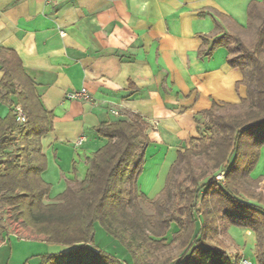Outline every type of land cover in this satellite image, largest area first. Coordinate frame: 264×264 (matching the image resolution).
Returning a JSON list of instances; mask_svg holds the SVG:
<instances>
[{"label":"crops","instance_id":"obj_1","mask_svg":"<svg viewBox=\"0 0 264 264\" xmlns=\"http://www.w3.org/2000/svg\"><path fill=\"white\" fill-rule=\"evenodd\" d=\"M251 1L262 0H0V47L17 53L51 114V130L41 137L42 178L50 184L44 201L55 202L67 186L84 180L90 159L107 141L97 125L133 114L147 124L150 140L137 185L154 199L177 152L204 128L202 112L212 102L239 104L246 97L242 73L228 65L226 48L207 51L217 37L246 33ZM82 87L91 100L65 97ZM11 98V106L0 103V117L13 108ZM259 185L264 176L252 188L264 192ZM1 217L0 264H41V254L66 250L22 235L20 223L8 226L3 212ZM176 230L171 223L165 243ZM97 234L116 241L95 222ZM219 239L233 263L240 257L256 261L251 230L231 225ZM94 246L103 250L95 239ZM126 262L132 264L131 256Z\"/></svg>","mask_w":264,"mask_h":264},{"label":"trees","instance_id":"obj_2","mask_svg":"<svg viewBox=\"0 0 264 264\" xmlns=\"http://www.w3.org/2000/svg\"><path fill=\"white\" fill-rule=\"evenodd\" d=\"M247 15L249 26L260 20L251 43L239 35H222L207 51L209 56L217 47L226 48L228 65L242 73L246 97L239 104L212 102L202 112L208 133L197 126L199 137L177 152L154 199L137 185L150 140L147 124L133 114L95 127L107 141L90 159L84 180L45 203L50 184L42 178L46 158L41 137L51 130V114L41 105L17 53L0 47V103L11 106L14 96V106L26 115L18 123L13 106L0 117V150L15 154L0 160V229L1 205H8L47 243L66 247L41 254V264H123L95 248V222L127 248L133 264H166L174 258L155 255L156 246L178 251L172 264H234L219 239L234 225L254 232L255 259L264 264V192L253 191L258 180L250 177L264 145V0L251 1ZM210 168H218L215 174L225 170L226 187L214 181V174L205 176ZM146 201L153 214L142 210L140 202ZM171 223L177 230L165 243Z\"/></svg>","mask_w":264,"mask_h":264},{"label":"rangeland","instance_id":"obj_3","mask_svg":"<svg viewBox=\"0 0 264 264\" xmlns=\"http://www.w3.org/2000/svg\"><path fill=\"white\" fill-rule=\"evenodd\" d=\"M259 19H255L252 24L248 27V30L246 31V33L244 35H242V40L246 43V44H249L251 43V41L253 40V37L255 35V32H256V25L259 23ZM207 126V123L204 124V132L205 133H208V130L205 129V127ZM11 137H13V135H11ZM264 146V145H263ZM262 146V147H263ZM261 147V148H262ZM10 151V150H9ZM260 154H261V149H260ZM260 154H259V158H258V161L257 163L255 164V166L253 167V169L251 170L250 172V177L252 179H257L258 181L261 180V177L264 176V150H263V157L260 158ZM7 156L4 157V153L0 154V159L4 162L8 161V160H11L13 157H14V153L13 152H7V154H5ZM11 155V156H10ZM195 161L196 162H200L201 161V158L200 157H195ZM218 168H210V169H206L204 172L206 173L205 176H211V175H215L214 176V181L216 183H220L222 184V186H225L226 187V179H225V174L223 175V177L221 179L218 178V175L215 174L216 173V170ZM179 178L182 177V175H179L178 176ZM203 179V178H202ZM203 181H206V179H204ZM258 188H261L260 190H264V185H259L257 186ZM253 188V187H252ZM256 192V191H255ZM46 203V201H44ZM140 205H141V208L142 210L144 211L145 214H153V208L151 207L150 205V202L149 201H146V202H140ZM1 209L4 213V215L6 216L8 222V226H14L18 223L21 224V226L25 229V231L23 232L22 231V235H25V236H37V237H41V238H45L43 235H39V234H36L32 231V229L26 225L21 218L17 217L16 215V212L8 205H1ZM17 223L15 222L16 220H19ZM199 222V221H198ZM1 223H2V226L4 224V220L3 218L1 217ZM19 224V225H20ZM23 229V230H24ZM254 233V232H253ZM255 235V234H254ZM102 237L99 236L97 234V236L94 238L95 239V243L97 245H100L102 246L101 248L112 254L113 256H115L116 258H118L120 261H122L123 264H127L126 261L129 262L130 260V252L127 250V248L121 244L118 240L116 241H112L111 238H107V239H101ZM157 247V250L156 252L154 253L155 255L159 256V255H163V256H171L172 258L174 257H177V253L178 251L172 247H170V249H166V248H159L158 246ZM247 250H249V246L247 247ZM155 256V257H157ZM132 258V257H131ZM250 258V257H249ZM172 260V259H171ZM171 260H167L166 261V264H172L173 262H171ZM250 260L256 262L254 260V258H250ZM132 264H133V261H132Z\"/></svg>","mask_w":264,"mask_h":264},{"label":"built area","instance_id":"obj_4","mask_svg":"<svg viewBox=\"0 0 264 264\" xmlns=\"http://www.w3.org/2000/svg\"><path fill=\"white\" fill-rule=\"evenodd\" d=\"M65 97L67 99H71V100H83V101H89L92 99L90 93L84 87H82L78 90H73V91L67 92ZM13 110H14L15 117H16V120L18 121V123H20V124L24 123L26 121V115H25V112L23 111V109L19 105H15ZM113 113H115V112L113 111ZM83 140H84V137L81 135L80 137H78L76 143L81 144V142ZM224 173H225V170L220 171L217 174L218 178L221 179L223 177ZM220 185H222V184H220ZM235 262H236V264H257L256 262L250 260L247 257H240L238 259H235Z\"/></svg>","mask_w":264,"mask_h":264}]
</instances>
